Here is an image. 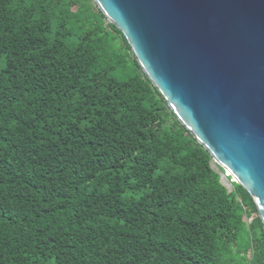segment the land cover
<instances>
[{"label": "trees", "instance_id": "1", "mask_svg": "<svg viewBox=\"0 0 264 264\" xmlns=\"http://www.w3.org/2000/svg\"><path fill=\"white\" fill-rule=\"evenodd\" d=\"M213 161L93 0H0V264H264Z\"/></svg>", "mask_w": 264, "mask_h": 264}, {"label": "water", "instance_id": "2", "mask_svg": "<svg viewBox=\"0 0 264 264\" xmlns=\"http://www.w3.org/2000/svg\"><path fill=\"white\" fill-rule=\"evenodd\" d=\"M264 225V0H93Z\"/></svg>", "mask_w": 264, "mask_h": 264}, {"label": "rangeland", "instance_id": "3", "mask_svg": "<svg viewBox=\"0 0 264 264\" xmlns=\"http://www.w3.org/2000/svg\"><path fill=\"white\" fill-rule=\"evenodd\" d=\"M211 167L213 168V170L215 172H217L220 175L221 183L226 187V189L228 190V192H232L234 190V188H233V182H234V180L230 177V175L227 172H221L218 169L217 164L214 161L211 163Z\"/></svg>", "mask_w": 264, "mask_h": 264}, {"label": "bare ground", "instance_id": "4", "mask_svg": "<svg viewBox=\"0 0 264 264\" xmlns=\"http://www.w3.org/2000/svg\"><path fill=\"white\" fill-rule=\"evenodd\" d=\"M223 179H224V178H223ZM223 179H222V180H223ZM223 181H224V180H223ZM223 183H224V182H223ZM225 184H226V183H225ZM228 188H229V187H228Z\"/></svg>", "mask_w": 264, "mask_h": 264}]
</instances>
